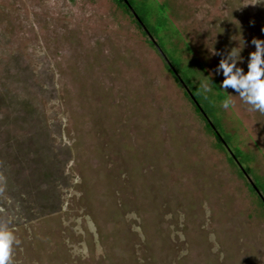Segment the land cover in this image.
Returning <instances> with one entry per match:
<instances>
[{
  "label": "rangeland",
  "instance_id": "1",
  "mask_svg": "<svg viewBox=\"0 0 264 264\" xmlns=\"http://www.w3.org/2000/svg\"><path fill=\"white\" fill-rule=\"evenodd\" d=\"M131 1L248 178L115 0H0L8 264H264V114L215 72L264 0Z\"/></svg>",
  "mask_w": 264,
  "mask_h": 264
},
{
  "label": "clouds",
  "instance_id": "2",
  "mask_svg": "<svg viewBox=\"0 0 264 264\" xmlns=\"http://www.w3.org/2000/svg\"><path fill=\"white\" fill-rule=\"evenodd\" d=\"M251 43L255 50L248 55L246 72L237 66L238 63L244 62L240 55L242 49L235 50L238 45L228 50L227 55L219 60L215 72L223 77L220 82L221 89L231 88L236 93L234 96L239 97L240 102L248 106L249 111L264 114V40L254 38ZM208 84H211L210 80ZM208 84L202 85L205 92L211 91ZM230 104L231 101L225 99L221 102V107L228 109ZM12 242L10 233L0 231V264H8V252Z\"/></svg>",
  "mask_w": 264,
  "mask_h": 264
},
{
  "label": "trees",
  "instance_id": "3",
  "mask_svg": "<svg viewBox=\"0 0 264 264\" xmlns=\"http://www.w3.org/2000/svg\"><path fill=\"white\" fill-rule=\"evenodd\" d=\"M120 6H122L125 10V12L128 14V16L130 18H133V15L131 13V11L125 6V4L123 3V0H115ZM128 5L132 8V11L136 14L137 16V20L134 19V23H136V25L138 26L139 29L142 30V32L145 34V32L143 31L142 27H144L149 35L151 36V38L153 39V42L154 44L152 43L151 40L150 43H151V46H153L155 48L156 51H158V54H160V56L163 58V60L165 61V65H166V68L168 70V72L171 74V76L173 77L174 81L176 83H178L182 89H184V87L187 88V90L189 91V93L191 94L192 98L191 99L188 94L186 93L185 89H184V95L186 97H188V99L190 100L191 104L193 105L196 113H198L202 119V121L204 122V125L206 127V129L210 130V132L212 133L213 137L215 138V140L221 145L223 146L222 144V141L224 142V144L226 145L227 143L225 142L222 134L219 132L218 128L216 127V125L213 123V121L211 120L208 112L204 109L203 105L200 103L198 97L193 94V92L191 91V89L189 88L188 86V83L187 81L183 78L181 72L178 70V68L176 67V65L174 64V62L171 60V58L168 56V54L164 51V49L161 47V45L156 41L155 42V34L152 30L149 29L148 25L146 24L144 18L142 15H140V13H138V11L136 10V8L134 7L133 5V2L131 0H126ZM146 35V34H145ZM149 39V38H148ZM171 66V68H170ZM180 80L184 87L179 83ZM200 110L202 111L200 113ZM228 147V145H226ZM225 148V147H224ZM226 149V148H225ZM229 149V148H228ZM227 151V150H226ZM231 152V151H230ZM232 153V152H231ZM234 156V155H233ZM235 159L237 160V157L234 156ZM238 162V161H237ZM239 163V162H238ZM236 164V162H235ZM237 168L239 169V166L236 164ZM241 166V165H240ZM241 170L243 172H241ZM241 170L239 169V172L241 175L244 176L243 173H245L247 175V172L241 167ZM256 189L258 190V186H256L255 184H253ZM252 189V188H251ZM253 190V189H252ZM259 191V190H258ZM253 192L255 193V191L253 190ZM260 193V192H259ZM256 194V193H255ZM257 195V194H256Z\"/></svg>",
  "mask_w": 264,
  "mask_h": 264
},
{
  "label": "water",
  "instance_id": "4",
  "mask_svg": "<svg viewBox=\"0 0 264 264\" xmlns=\"http://www.w3.org/2000/svg\"><path fill=\"white\" fill-rule=\"evenodd\" d=\"M123 3H124L125 6L131 11V13H132V15H133V18L137 20V16H136V14L132 11V8L128 5L127 1H126V0H123ZM142 29H143V31L145 32L146 36L149 38V40H151L152 43L154 44L153 39H152L151 36L149 35L148 31H147L144 27H142ZM170 68H171V66H170ZM178 81H179V83L184 87L183 83H182L180 80H178ZM184 89H185L186 93L188 94V96H189L191 99H193L192 96H191V94H190L189 91L187 90V88L184 87ZM201 112H202V111L200 110V113H201ZM222 144H223V146L226 148L227 152L230 154L231 158H232V159L236 162V164L239 166V169L241 170V166L239 165V163L237 162V160L235 159V157L233 156V154L230 152V150H229L228 147L224 144L223 141H222ZM241 172H243V171L241 170ZM243 174H244L245 178H248L247 175H246L245 173H243ZM248 182L250 183L251 188H252V189L255 191V193L257 194V196H258V198L260 199V201L264 204V198L261 196V194H260L259 191L256 189V187L253 185V183L250 181V179H248Z\"/></svg>",
  "mask_w": 264,
  "mask_h": 264
}]
</instances>
